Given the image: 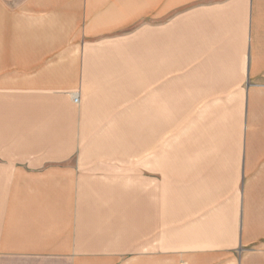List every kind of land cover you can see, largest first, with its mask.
<instances>
[{
	"label": "crops",
	"instance_id": "1",
	"mask_svg": "<svg viewBox=\"0 0 264 264\" xmlns=\"http://www.w3.org/2000/svg\"><path fill=\"white\" fill-rule=\"evenodd\" d=\"M0 264H264V0H0Z\"/></svg>",
	"mask_w": 264,
	"mask_h": 264
},
{
	"label": "rangeland",
	"instance_id": "2",
	"mask_svg": "<svg viewBox=\"0 0 264 264\" xmlns=\"http://www.w3.org/2000/svg\"><path fill=\"white\" fill-rule=\"evenodd\" d=\"M221 101V99H220ZM219 101V102H220ZM244 101H245V90H236L235 92V104H234V113H235V128L236 130H241V135L244 134L245 130V115H244ZM241 102V103H240ZM218 108V110L215 111V108ZM195 112L192 116H196V113L205 111L206 109L211 110L212 114L218 113L220 111H223L222 109H228L226 112L228 114L232 113V106L231 104L228 105H221V104H198L194 106ZM173 110H178L179 106H172ZM184 107H183V113L182 116L185 117L186 114L184 113ZM188 114V111L186 112ZM172 117L176 119H171L170 121H165V122H155V125L153 128L154 132L147 134L145 131L147 129H152L151 122L150 126L147 124V122L143 121L140 123H143V126L140 124V141L143 139L145 140V145L151 146V148H154V151H158L164 144L167 143V145L173 147H177L178 141H179V129L182 128L183 131H187V133H191L192 131L196 130L197 128H203L206 123L209 122H204L201 120H180L177 119L179 116L178 113L172 114ZM189 116V115H188ZM172 122V123H171ZM145 123V124H144ZM157 129V127H159ZM145 128V129H144ZM143 130V131H141ZM185 134V132L183 133ZM148 139V140H147ZM144 142V141H143ZM141 145V143H140ZM142 147L140 146V160L146 157V153H141ZM153 150V149H151ZM173 150V149H172Z\"/></svg>",
	"mask_w": 264,
	"mask_h": 264
},
{
	"label": "built area",
	"instance_id": "3",
	"mask_svg": "<svg viewBox=\"0 0 264 264\" xmlns=\"http://www.w3.org/2000/svg\"><path fill=\"white\" fill-rule=\"evenodd\" d=\"M75 101L78 102L79 101V95L75 94Z\"/></svg>",
	"mask_w": 264,
	"mask_h": 264
}]
</instances>
